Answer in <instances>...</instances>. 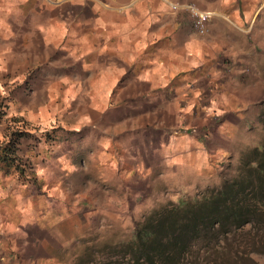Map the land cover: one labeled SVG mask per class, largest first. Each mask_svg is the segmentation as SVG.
I'll return each instance as SVG.
<instances>
[{"label": "crops", "instance_id": "crops-1", "mask_svg": "<svg viewBox=\"0 0 264 264\" xmlns=\"http://www.w3.org/2000/svg\"><path fill=\"white\" fill-rule=\"evenodd\" d=\"M172 1L213 10L206 31L196 32L188 14L165 0H0V140L9 128L23 131L17 151L30 176L0 170V220L13 227L18 219L15 234L27 235L17 242L22 250L52 245L40 243L38 221L61 211L113 214L124 200L115 182L131 193L127 201L143 192L156 151L205 161L228 103L237 92H259L255 35L247 33L254 14L223 22L218 7L236 8L231 0ZM79 142L92 153L81 162ZM109 160L125 177L135 167L131 181L109 174V196L97 180L104 171L88 181L71 171ZM221 166L211 168L221 174ZM7 194L22 202L18 211Z\"/></svg>", "mask_w": 264, "mask_h": 264}, {"label": "rangeland", "instance_id": "rangeland-1", "mask_svg": "<svg viewBox=\"0 0 264 264\" xmlns=\"http://www.w3.org/2000/svg\"><path fill=\"white\" fill-rule=\"evenodd\" d=\"M138 1V0H134ZM237 4L235 7L224 6L218 7L221 20L228 22L234 19L238 13L244 16H253V27L247 32L252 40V32L255 35L254 48L258 54L254 52L255 60L254 81L258 83V89H248L246 92H237L228 105L231 107L229 112L223 113L219 117L218 141L212 147L211 154L204 155L205 161L191 156H186L183 151L174 158H163L164 151L159 153L156 151L154 155L148 157L151 161L150 179L153 182L144 187L143 192H137L127 201L125 197L131 196L130 192H126L125 185L122 182H115L118 187H122L123 196L116 204V210L113 214L103 212L102 217L94 215L90 210L73 207L68 212L61 211L52 218L48 217L44 221L39 222L38 234H41L39 241L43 244V239L51 240L53 243L46 246L40 245L29 253V249L25 251L17 246V242L21 243L24 236L15 234L14 227L20 231L18 219L15 218L13 227H7L0 220V264H79L77 257L83 255V251L94 250L96 244L101 241H116L133 237L134 222L140 219L141 215L146 214L151 209L158 207L166 201L179 203L185 197H193L202 191L206 186L218 185L221 179L229 176L236 165L239 151L245 147L258 146L264 135V127L258 119L261 101L264 100V0H231ZM196 4V3H194ZM198 7L205 8L196 4ZM11 12V7L8 8ZM251 29V30H250ZM231 72L232 68L226 66ZM238 77V76H237ZM243 88V86H239ZM263 93V94H262ZM260 94L259 97H257ZM186 99V97H184ZM183 103V102H182ZM219 113V112H216ZM166 131V129H165ZM80 148L76 150L79 159L82 160V154L91 155V151L87 149V144L78 143ZM171 153V152H170ZM81 162V161H80ZM139 164V161H137ZM83 163V162H82ZM221 166V174L214 171L213 167ZM120 165L118 162L108 161L107 164L99 166H91L90 164L75 166L77 175L85 181L94 180V175L99 168L101 173L97 178L98 184L105 196H109L107 183L117 177L121 180L127 179L131 181L134 178L135 167L132 165V174L125 172L120 175ZM70 171V172H71ZM2 172V171H1ZM69 172V173H70ZM112 174L113 178L109 175ZM10 183V188L19 191V186L9 180L5 184ZM137 190H140L137 188ZM118 196V195H117ZM11 197L7 194L6 204H13V211H18L22 207V202L16 200L12 203ZM124 204H123V203ZM89 206L87 200L81 202ZM43 205V204H42ZM11 207V208H12ZM3 206L0 204V213ZM14 214H16L14 212ZM5 216V215H4ZM14 216V215H12ZM2 218V217H0ZM82 220L86 222L80 224ZM76 224L78 227H75ZM22 230V229H21ZM36 235V233H34ZM35 249V248H34ZM86 255H83V258ZM263 256L260 253H248L241 258L227 257L213 264H262Z\"/></svg>", "mask_w": 264, "mask_h": 264}, {"label": "trees", "instance_id": "trees-1", "mask_svg": "<svg viewBox=\"0 0 264 264\" xmlns=\"http://www.w3.org/2000/svg\"><path fill=\"white\" fill-rule=\"evenodd\" d=\"M22 134L9 128L0 140V170L27 179L17 151ZM82 253L79 264H213L248 253H260L264 264V135L258 146L239 151L233 172L218 185L179 203L166 201L134 222L132 238L101 241Z\"/></svg>", "mask_w": 264, "mask_h": 264}, {"label": "built area", "instance_id": "built-area-1", "mask_svg": "<svg viewBox=\"0 0 264 264\" xmlns=\"http://www.w3.org/2000/svg\"><path fill=\"white\" fill-rule=\"evenodd\" d=\"M171 10L182 9L185 11L191 21V24L196 32L204 33L207 29L209 19L214 14V11L207 8L198 7L190 1H172L165 0Z\"/></svg>", "mask_w": 264, "mask_h": 264}]
</instances>
